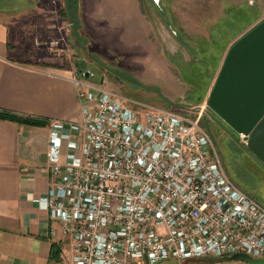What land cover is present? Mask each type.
I'll return each instance as SVG.
<instances>
[{"label": "built area", "instance_id": "1", "mask_svg": "<svg viewBox=\"0 0 264 264\" xmlns=\"http://www.w3.org/2000/svg\"><path fill=\"white\" fill-rule=\"evenodd\" d=\"M70 28L55 18L49 26L54 35ZM54 35V57L69 60L67 39ZM67 80L81 109L80 138L65 141L69 158L45 199L23 203L57 222L51 235L69 244L72 264L264 258V208L227 176L200 126L204 106L190 116L75 72Z\"/></svg>", "mask_w": 264, "mask_h": 264}, {"label": "crops", "instance_id": "2", "mask_svg": "<svg viewBox=\"0 0 264 264\" xmlns=\"http://www.w3.org/2000/svg\"><path fill=\"white\" fill-rule=\"evenodd\" d=\"M252 1H257L256 6L248 0H142L138 10L130 13L135 16L133 32L141 30L138 41L148 42L156 17L164 26L180 27L181 41L177 45L174 39L173 50L181 64H185L182 51L188 44L190 57L201 56L200 62H192L201 68L191 72L198 76L192 80L199 82L191 95L204 100L231 47L264 21V7L259 0ZM67 7L66 0H0V112L34 122L0 118V264H61L49 261L52 244L60 245L62 256L67 251L51 235L57 222L47 212L23 203L45 199L55 181V168L69 158L65 141L81 135L80 105L67 80L77 69L55 58L48 45L54 35L50 23L55 18L63 26L70 18ZM78 10L75 19L85 29L81 6ZM54 36L67 35L62 30ZM53 136L67 138L58 145ZM248 154L257 175L264 179V165L249 150ZM225 259L216 264H243L231 256ZM182 263L211 264L197 259L162 264Z\"/></svg>", "mask_w": 264, "mask_h": 264}, {"label": "rangeland", "instance_id": "3", "mask_svg": "<svg viewBox=\"0 0 264 264\" xmlns=\"http://www.w3.org/2000/svg\"><path fill=\"white\" fill-rule=\"evenodd\" d=\"M66 3L70 15L67 20L71 24L70 31L66 34L70 49L67 62L72 70L77 69L75 65L79 62L91 71L92 82L99 84L103 80L104 87L152 106L173 108L190 116H195L197 107L204 106L200 126L209 134L226 174L234 185L264 208V179L257 175V168L249 158L245 143L238 139L235 141L229 135L230 129L227 134L217 125L207 106L208 95L204 100L198 98V95H194V100L191 95L199 83L192 80L198 76L191 75V72L201 68L192 62H200L202 58L199 54L196 58L190 57L187 52L190 50L188 44L183 47L186 51H182L185 64H181L180 56L175 55L173 50L175 42L179 45L181 41L180 27L172 23L164 26L160 18L156 17L158 20L153 26V33H149V41L145 42L144 38L138 41L141 30L133 32L135 16L130 13L138 10L142 0H66ZM248 3L256 6L257 1L248 0ZM258 3L264 7V0H259ZM79 6L83 11L85 29L80 28L74 16L75 13L78 14ZM142 32L145 36V30ZM213 52L217 54L219 50ZM206 75L209 76V73ZM64 245L67 251L61 255V264H72L69 244ZM226 257L205 260L216 264L226 260Z\"/></svg>", "mask_w": 264, "mask_h": 264}, {"label": "water", "instance_id": "4", "mask_svg": "<svg viewBox=\"0 0 264 264\" xmlns=\"http://www.w3.org/2000/svg\"><path fill=\"white\" fill-rule=\"evenodd\" d=\"M76 67L79 77L87 80L93 77L82 64ZM207 106L230 128L235 141L239 134L244 135L246 148L264 165V22L228 51ZM232 259L264 264V258L252 259L240 253Z\"/></svg>", "mask_w": 264, "mask_h": 264}, {"label": "trees", "instance_id": "5", "mask_svg": "<svg viewBox=\"0 0 264 264\" xmlns=\"http://www.w3.org/2000/svg\"><path fill=\"white\" fill-rule=\"evenodd\" d=\"M195 96L193 97L194 100L196 98ZM0 118L10 119V120H17V121H23L24 123H28V124L34 123L32 120H29V119H26V118L22 119V118H20L18 116H15L13 114H8V113H4V112H0ZM49 261L53 262V263H61V261H62V258H61V247H60L59 244H57V243H53L52 244Z\"/></svg>", "mask_w": 264, "mask_h": 264}, {"label": "flooded vegetation", "instance_id": "6", "mask_svg": "<svg viewBox=\"0 0 264 264\" xmlns=\"http://www.w3.org/2000/svg\"><path fill=\"white\" fill-rule=\"evenodd\" d=\"M264 22V21H263ZM78 65H81V64H78ZM85 68V67H84ZM207 112V111H206ZM213 113V112H212ZM213 115H214V118H215V120H216V123H217V125L224 131V132H226L227 134H229L228 133V131H229V127L228 126H226L224 123H222V120L220 119V118H218L214 113H213ZM231 134H232V131L230 132V136H231Z\"/></svg>", "mask_w": 264, "mask_h": 264}]
</instances>
